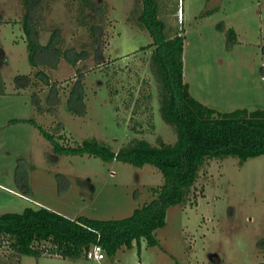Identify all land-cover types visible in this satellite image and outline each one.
I'll list each match as a JSON object with an SVG mask.
<instances>
[{"label": "rangeland", "instance_id": "1", "mask_svg": "<svg viewBox=\"0 0 264 264\" xmlns=\"http://www.w3.org/2000/svg\"><path fill=\"white\" fill-rule=\"evenodd\" d=\"M81 1L45 0L37 10L40 42L59 29L62 56L55 66L33 67L22 2L0 0V214L46 206L71 218L119 219L151 200V188L164 183L151 164L58 155L41 131L40 126L62 134L71 144L97 138L115 150L135 136L153 144L158 137L177 140L160 111L152 48H142L153 38L131 22L139 0H94L104 9L100 43L89 27L99 16L89 24L78 20ZM160 1L167 31H185L184 77L191 94L218 111L264 108V0ZM229 28L236 31L232 45ZM72 47L85 53L75 64L63 55ZM39 70L48 83L36 75ZM23 74L30 82L18 86L16 77ZM79 80L83 114L71 112L67 103ZM135 121L143 126L134 130ZM196 186L198 202L168 209L155 246L143 239L140 246L134 242L115 255L105 253L100 263L84 256H20L3 247L0 264H264V154L243 164L234 156L207 161Z\"/></svg>", "mask_w": 264, "mask_h": 264}, {"label": "trees", "instance_id": "2", "mask_svg": "<svg viewBox=\"0 0 264 264\" xmlns=\"http://www.w3.org/2000/svg\"><path fill=\"white\" fill-rule=\"evenodd\" d=\"M44 1L21 0L24 8L22 24L29 62L33 67L55 66L62 56L59 29L53 31L47 43L40 42L35 24L36 12ZM80 4L78 20L82 24H89L91 19L99 16L98 21L96 18L89 27L94 40L100 43L102 5L94 0H82ZM161 7L160 0H139L131 10L130 17L135 16L136 20L131 19V22L147 29L153 38L149 45L142 48H152L151 67L159 87L160 111L165 121L175 129L176 142L166 143L162 137H158L156 144H153L146 138L135 136L115 150L111 144L97 138L71 144L64 140L68 137L48 132L42 126L40 128L58 155L87 154L104 161L116 159L136 166L151 164L162 172L164 183L151 188V200L136 207L131 215L119 219H96L84 215L71 218L46 206L26 207L22 212L0 214L2 251L3 247H7L20 256L80 258L86 257L88 248L97 243L110 256L124 246L132 247L134 242L140 246L143 239L148 245L155 246L159 244L156 232L166 225L168 209L178 204L184 206L190 199L193 204L198 202L196 184L207 161L234 156L243 164L249 158L264 154V108L218 111L195 98L184 77L185 31L180 26L181 30L176 28L172 32L171 28L168 32L166 21L160 15ZM227 34L232 45L236 31L229 28ZM63 52L72 64L85 54L75 47ZM36 75L47 83L50 80L43 70L37 71ZM30 78L29 75H18L17 85L29 84ZM0 92H3L1 87ZM150 96V93L145 94L143 101H149ZM84 98V84L79 80L67 99L68 109L83 114L86 111ZM139 104L136 103V107ZM137 124L142 125L135 121L132 125L134 130ZM150 128L155 129L153 124H150Z\"/></svg>", "mask_w": 264, "mask_h": 264}, {"label": "built area", "instance_id": "3", "mask_svg": "<svg viewBox=\"0 0 264 264\" xmlns=\"http://www.w3.org/2000/svg\"><path fill=\"white\" fill-rule=\"evenodd\" d=\"M106 257L105 251L101 244L90 246L86 252V258L100 263Z\"/></svg>", "mask_w": 264, "mask_h": 264}]
</instances>
